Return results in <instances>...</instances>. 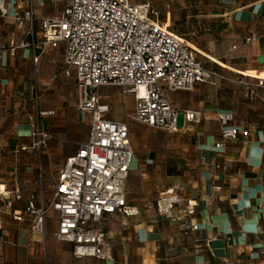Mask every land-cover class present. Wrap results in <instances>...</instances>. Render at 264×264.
I'll list each match as a JSON object with an SVG mask.
<instances>
[{
  "label": "crops",
  "instance_id": "crops-1",
  "mask_svg": "<svg viewBox=\"0 0 264 264\" xmlns=\"http://www.w3.org/2000/svg\"><path fill=\"white\" fill-rule=\"evenodd\" d=\"M55 1L31 0L34 18L48 16L46 6ZM130 1H150L175 33L191 38L189 44L203 59L195 57L217 75L197 82L192 90L170 91V101L181 116L176 131L130 122L133 161L125 196L139 213L114 214L103 220L113 250L112 259L104 260L74 259L71 244L55 236L53 210L48 212L43 233L31 229L27 200L52 198L56 181V176L50 180L56 170L50 159H42L30 148L37 110L52 109L38 103L35 86L57 83L64 50H58L59 45L50 48L35 64L29 37L12 15L14 10L26 9L27 0H4L8 13L0 15V264H264V0ZM99 97L109 106L100 91ZM62 104L56 106L60 110L57 123L50 116L40 118L52 135L47 142L51 153L66 148L57 142L82 141L88 133L73 127L77 100ZM127 105L125 115L134 112V96ZM185 109L200 111L201 120L187 122ZM221 110L232 112V125L241 134L217 149L216 113ZM68 111L75 112V117L68 120ZM110 112L109 106L106 117L122 120ZM67 124L69 130L60 129ZM215 164L223 168L216 169ZM171 184L183 185L184 196L197 201L195 244L183 234L181 224L155 213L159 192Z\"/></svg>",
  "mask_w": 264,
  "mask_h": 264
},
{
  "label": "built area",
  "instance_id": "built-area-1",
  "mask_svg": "<svg viewBox=\"0 0 264 264\" xmlns=\"http://www.w3.org/2000/svg\"><path fill=\"white\" fill-rule=\"evenodd\" d=\"M7 13L0 0V15ZM12 15L29 37L35 64L48 49L65 43L63 74L70 77L69 68H74L77 106L89 115L87 137L75 142V150L64 158L52 198L32 196L27 200L25 212L32 217L31 229L43 233L48 212L53 210L57 214L55 236L71 244L74 259L111 260L113 250L103 220L114 214L134 216L139 209L128 205L125 196L133 161L129 126L127 120L106 117L109 106L100 102L99 88L114 85L132 93L134 112L125 117L171 133L177 130L178 110L168 92L192 90L197 82L217 75L216 71L195 57L186 38L161 20L150 1L69 0L61 17L36 20L32 2L27 0L26 9L14 10ZM253 95L249 90V98ZM54 113L53 109L37 110L33 119L30 148L39 157L52 138L40 118ZM183 117L187 122H199L201 112L185 109ZM216 118L219 140L214 146L220 149L241 132L232 125V112L217 111ZM215 168L223 167L215 164ZM183 191V185L171 184L159 192L154 209L157 216L181 224L183 234L191 236L195 244L197 201L186 198Z\"/></svg>",
  "mask_w": 264,
  "mask_h": 264
},
{
  "label": "rangeland",
  "instance_id": "rangeland-1",
  "mask_svg": "<svg viewBox=\"0 0 264 264\" xmlns=\"http://www.w3.org/2000/svg\"><path fill=\"white\" fill-rule=\"evenodd\" d=\"M69 0H56L54 3H49L47 9H49V15L50 17H61L63 15V11L65 6L68 4ZM187 41H190L191 43V38L185 37ZM65 43L60 42L58 46V50H64ZM193 54H195V51H193ZM196 57L203 59L202 55L200 53L196 52ZM64 62V59H63ZM69 71L71 73L70 77H65L63 74V69L58 70L57 72V80L56 82L58 83H53L52 85H40L37 83V95H38V103L41 104H46L48 106H51L52 109L55 110V114L53 116H50V118L55 122L60 110L57 109L56 106L59 107L61 103L62 107H65L66 105L68 106L70 102L73 100L76 101L78 98V92L75 84V70L73 67L69 68ZM52 77V76H51ZM100 95L106 100V102L109 104L111 108V114L115 116V118H119L122 120H127L129 124V131H130V136L132 135V128L130 125V122H134L131 119H127L124 115L127 111L128 103L131 102L133 94L132 93H124L122 91L121 87L114 86V85H104L99 88ZM171 92H168V97L171 100ZM69 108V107H68ZM65 116H67L68 120L70 118L75 117V112L68 111L65 113ZM180 115L178 116V119H180ZM52 123V124H53ZM88 123H89V115L86 113L78 112V118H77V123L73 127H77L79 129H82V132L84 135L86 134V131L88 129ZM56 128V127H55ZM54 129V127H53ZM60 129H63V131L69 130L70 125L67 124L66 127H60ZM58 132V131H57ZM59 133V132H58ZM63 136V135H62ZM64 137V136H63ZM67 138V137H66ZM53 140V139H52ZM64 145L66 148L58 152L51 153V151L47 150L49 146L47 145L45 149V153H42L41 158L43 159L44 157H48L51 162V166L53 168H57L61 165L65 154L66 153H71L75 149V143L72 141L64 140L62 143L57 142V146ZM48 152V153H47ZM50 156V157H49ZM56 170L53 171V175L51 176L50 180L53 182L54 179L52 177L57 178L56 175ZM44 182V181H43Z\"/></svg>",
  "mask_w": 264,
  "mask_h": 264
}]
</instances>
